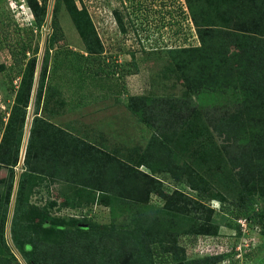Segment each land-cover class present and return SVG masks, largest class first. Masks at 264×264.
Instances as JSON below:
<instances>
[{
	"label": "trees",
	"instance_id": "16d2710c",
	"mask_svg": "<svg viewBox=\"0 0 264 264\" xmlns=\"http://www.w3.org/2000/svg\"><path fill=\"white\" fill-rule=\"evenodd\" d=\"M26 1L40 26L48 13V0ZM185 3L201 45L169 50L173 66L164 70V76L176 78L177 75L176 79L182 80V96L129 98L131 113L152 131L142 149L136 144L130 150L133 156L130 160L120 157L116 154L118 151L110 152L89 141L86 133L80 136L53 123L50 115L43 114L52 104L54 96L51 93L55 92L47 87L49 62L45 55L23 162L25 171L20 178L11 227L13 242L28 264H118L119 258L130 254V249L138 248L135 241L145 237L141 234L129 236L121 230V223L116 224L119 214L114 203H128L142 209L155 195L163 202L160 210L168 216L176 214L175 235L168 226L149 225L152 230L159 228L160 239L153 237L161 244L156 253L167 256L170 251L172 261L182 252L177 244L179 234L192 236L191 241L197 243L200 236L217 235L218 226L213 223L215 215L229 214L236 224L240 219L248 222L251 217L242 208L245 203L250 199L249 206L253 207L257 200L253 202L251 197L257 195L264 205V0H185ZM63 6L88 54L102 55L104 45L89 12L86 7L79 9L75 0H56L48 50L52 51L65 38L59 19ZM140 12L144 16L146 11ZM114 17L120 31L126 35L129 19L118 10H114ZM24 61L25 68L0 141V167L8 169L12 175L9 195L14 186V170L21 162L38 54L25 57ZM49 111L53 116L59 113L54 106ZM256 112L261 114L255 116ZM258 121L262 128L255 130L252 124ZM225 166L230 171L223 170ZM142 168H147L149 173ZM221 171L235 186L231 182L223 187L219 181V189L215 192L216 185L209 178ZM228 172L232 175H227ZM39 177L60 180L78 189L104 191L108 201L105 204L114 217L106 233L85 234L83 228L68 229L66 220L51 217L45 211L40 215L41 222L48 221L49 226L57 229L59 241L43 240L44 254L40 253L33 238L35 228L26 218L30 217L27 216L30 207L25 203V209L21 204L26 184L33 182V186H37ZM164 179L171 184H166ZM234 187L240 189L235 197L243 210L236 201L229 202L225 197L232 196ZM5 201V206L0 208V264H11L1 256L2 248L9 250L5 239L9 201ZM212 202L220 204L219 211L211 207ZM256 214H264V209L261 213L252 209V215ZM68 221L77 223L73 219ZM235 223L229 226L236 228ZM240 235L241 226L237 229V237ZM237 254L235 251L234 255ZM222 259L206 257L197 263L185 264H217ZM132 260L135 261V257ZM172 261L169 259L162 264H181ZM230 264L238 262L232 260Z\"/></svg>",
	"mask_w": 264,
	"mask_h": 264
},
{
	"label": "rangeland",
	"instance_id": "374dc122",
	"mask_svg": "<svg viewBox=\"0 0 264 264\" xmlns=\"http://www.w3.org/2000/svg\"><path fill=\"white\" fill-rule=\"evenodd\" d=\"M75 1L79 9L87 8L104 45L102 55L88 54L65 6L59 14L65 38L61 44L55 45L52 51L48 50L47 42L52 32L51 22L56 0L47 1L48 13L40 26L35 22L26 0H0V141L14 102L15 90L19 86L25 68L24 59L36 53L39 67H37L36 77L38 74L40 78L42 62L46 55L49 62L47 87L55 91L51 93L54 96L52 104L43 114L50 115L49 118L53 123L73 130L80 136L86 133L90 136L89 141L95 142L110 152L118 151L116 154L130 160L133 157L130 150L135 148L136 144L142 146L140 148L142 149L152 136V131L139 117L131 113L128 107L129 98L146 96L150 99H164L175 95L182 96L184 91L182 80L176 79L177 75L176 78L172 77L173 75L164 76V70L173 66L169 50L201 45L197 31L185 0ZM114 10L123 12L129 19L126 35L120 31L116 23ZM141 10L146 11L143 12L144 16L141 15ZM145 13H148V16ZM74 37L77 38L76 43L72 39ZM39 78H36L32 102L28 109L22 144V151L25 152V141L30 136L35 117V97ZM51 106L57 107L59 112L57 116H53L52 111H49ZM254 114L259 116L261 112ZM252 125L255 130L262 128L259 121ZM24 159L25 157L14 170L15 178L11 195H9V186L10 183L12 184V175L8 169L0 167V201H2L0 208L5 206L3 205L5 200L9 201L5 232L9 250L2 248L1 256L9 260L11 264H28L14 244L11 234L19 182L25 171ZM224 169L230 171L228 166L223 167ZM142 171L149 173L147 168H142ZM219 174L216 172L212 178H209L216 185L213 188L215 192L219 189V181L223 187L229 186L231 182L232 186H235L232 179L228 180L225 175L223 176V171ZM227 175L232 173L228 172ZM164 181L166 184H171L168 179ZM36 182L35 187L33 182L26 184L21 204L24 208L26 204L28 208L30 207L31 212L28 210L27 213L30 217L26 218L35 228L33 238L39 245L40 253H43V240L49 239L50 242L55 243L59 241V237L56 236L57 229L49 226L48 221H45L46 227L43 226L45 223L41 222L40 215L45 211L49 212L51 217L66 220V228L76 231L78 228H83L85 234L106 233L108 230L106 228L114 221L110 207L105 204L108 201L104 191L84 187L78 189L60 180L45 177H39ZM238 190H240L238 187L237 189L234 187L232 196L225 197L229 202L236 201L241 208L235 197ZM256 196L251 197L253 202L255 198L257 200L253 207L249 206L252 203L250 199L245 203V207H242L251 219L246 222V232L242 231L239 238L237 237V229L241 226L239 220L236 224L229 214H221L217 217L215 215L213 223L218 226L217 235L213 236L214 238L209 236V239L200 236L198 245L194 246L193 244L197 243L191 241L192 236L179 234L177 244L182 252L173 261L168 254L170 251L167 256L156 253L161 244L153 237L158 236L160 239L161 236L157 233L159 228L152 230L149 225L153 227L160 224L163 228L168 226L175 235L177 233V226H174L176 214L171 213L174 215L168 216L160 210L163 202L155 195L151 203L142 209H137L136 206L128 203H114L119 214L116 217V224L121 223L123 227L121 230L129 236L141 234L145 237L144 240L139 237V240L135 241L138 242V248L130 249V254L119 258L117 262L118 264H162L170 259L173 263H197L200 259L214 257L209 253L212 250L215 253L219 252L218 255L223 257L217 264H230V261H236L230 259L234 257L236 244L238 247L236 251H240L238 264H264V214L252 215V209L261 213L264 205ZM210 205L215 210H220L218 202H212ZM196 215H200V212ZM0 218H2L1 213ZM71 219L77 223L68 221ZM232 223L236 224V228L233 225L229 226ZM134 257L135 261L132 260Z\"/></svg>",
	"mask_w": 264,
	"mask_h": 264
},
{
	"label": "built area",
	"instance_id": "2783aa9c",
	"mask_svg": "<svg viewBox=\"0 0 264 264\" xmlns=\"http://www.w3.org/2000/svg\"><path fill=\"white\" fill-rule=\"evenodd\" d=\"M239 222H240V224H241V229H242V231H243V232H246V230H247V224H246L247 220H245V219H240ZM206 237H208V236H206ZM208 239H209V237H208ZM198 241H199V239H198ZM206 244H208L207 241H206ZM197 245H198V243H197ZM198 247H199V246H198ZM198 249H199V248H198ZM204 249H205V247H204ZM237 249H238V247H237ZM209 253H210L211 256H217L218 254H220L219 252L215 253V252L212 251V250H211ZM236 258H240V253H239V255L236 256Z\"/></svg>",
	"mask_w": 264,
	"mask_h": 264
},
{
	"label": "clouds",
	"instance_id": "9594fccd",
	"mask_svg": "<svg viewBox=\"0 0 264 264\" xmlns=\"http://www.w3.org/2000/svg\"><path fill=\"white\" fill-rule=\"evenodd\" d=\"M39 68V67H38ZM29 139V138H28ZM28 139H27V143H28ZM26 146H27V144H26ZM220 206V205H219ZM206 237V236H205ZM209 237V236H208ZM211 237H213V236H211ZM214 238V237H213ZM195 246H197V244L195 245ZM234 250L236 251L237 250V247H236V244H235V248H234ZM238 254L237 255H239V253H240V251L238 252V251H236ZM237 255H234V257H232L233 259H235L237 262H238V259L239 258H236V256ZM214 257H221V256H219V255H217V256H214ZM231 262V261H230Z\"/></svg>",
	"mask_w": 264,
	"mask_h": 264
},
{
	"label": "water",
	"instance_id": "95a60500",
	"mask_svg": "<svg viewBox=\"0 0 264 264\" xmlns=\"http://www.w3.org/2000/svg\"><path fill=\"white\" fill-rule=\"evenodd\" d=\"M38 73H39V69H38ZM36 78H39V75L37 74V77ZM37 81H38V79H37ZM29 129H30V127H29ZM27 139H28V137H27ZM27 139H26V141H25V146H26V144H27ZM26 148V147H25ZM25 157V151L23 150L22 151V159H21V162H22V160H23V158Z\"/></svg>",
	"mask_w": 264,
	"mask_h": 264
},
{
	"label": "bare ground",
	"instance_id": "6f19581e",
	"mask_svg": "<svg viewBox=\"0 0 264 264\" xmlns=\"http://www.w3.org/2000/svg\"><path fill=\"white\" fill-rule=\"evenodd\" d=\"M73 39V41L76 43L77 42V38L76 37H74V38H72Z\"/></svg>",
	"mask_w": 264,
	"mask_h": 264
},
{
	"label": "crops",
	"instance_id": "0c3cea01",
	"mask_svg": "<svg viewBox=\"0 0 264 264\" xmlns=\"http://www.w3.org/2000/svg\"><path fill=\"white\" fill-rule=\"evenodd\" d=\"M144 11V10H143ZM150 26V25H149Z\"/></svg>",
	"mask_w": 264,
	"mask_h": 264
}]
</instances>
